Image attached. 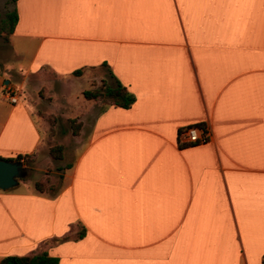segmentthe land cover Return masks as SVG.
<instances>
[{
  "label": "crops",
  "instance_id": "obj_1",
  "mask_svg": "<svg viewBox=\"0 0 264 264\" xmlns=\"http://www.w3.org/2000/svg\"><path fill=\"white\" fill-rule=\"evenodd\" d=\"M11 4L0 90L17 95V78L32 88L16 103L0 96V158L33 156L19 158L25 174L0 189V257L45 250L56 264H261L264 0ZM117 82L134 96L127 107L82 95ZM42 85L56 100L67 90L62 103H43ZM40 112L80 122L50 170L57 183L42 191L33 185L44 171ZM196 123L208 140L180 143L177 129Z\"/></svg>",
  "mask_w": 264,
  "mask_h": 264
},
{
  "label": "trees",
  "instance_id": "obj_2",
  "mask_svg": "<svg viewBox=\"0 0 264 264\" xmlns=\"http://www.w3.org/2000/svg\"><path fill=\"white\" fill-rule=\"evenodd\" d=\"M14 2L15 0H11ZM16 19V12L14 7L6 11L4 17L0 19V28L4 31L2 34L4 38L8 32L12 30L13 24ZM79 69H74L73 73H78ZM82 95L86 98H93L95 100H102L105 102H110L121 107H127L132 101L134 96L128 92L123 85L117 82L114 86H106L103 89H84L82 90ZM40 115L44 117L46 114L40 112ZM45 118V117H44ZM73 121V119H70ZM79 125V122H78ZM77 126V124H76ZM77 132V127L72 128V133ZM47 142V152L49 156L53 159H58L62 155V145L55 141L46 140ZM33 155L30 153L18 154L14 159H22L23 162L28 163L31 160ZM47 182V183H46ZM34 187L42 191L45 188H50L51 185L48 183L47 178L35 179L33 181ZM78 235H81V232H78ZM67 235L61 237H52L51 240H56L58 238H66ZM57 257L51 254H48L45 250H39L33 253L26 254H5L0 257V264H56ZM261 264H264V255L261 258Z\"/></svg>",
  "mask_w": 264,
  "mask_h": 264
},
{
  "label": "rangeland",
  "instance_id": "obj_3",
  "mask_svg": "<svg viewBox=\"0 0 264 264\" xmlns=\"http://www.w3.org/2000/svg\"><path fill=\"white\" fill-rule=\"evenodd\" d=\"M11 0H0V19L4 17V14L6 11H9V8L11 7ZM1 24V22H0ZM4 33L3 30H1L0 28V41H5L6 38H4V36L2 35ZM16 83L15 86L18 87V91H17V96L18 95H22L23 93L27 92L29 89L32 88V85L30 84H26L24 81L20 80V79H15ZM94 80V83H96V87L101 86V84L99 85V81L95 82V79H92V81ZM56 87V85H54ZM58 86V85H57ZM73 87V86H71ZM94 88V89H95ZM47 86L45 87V85L40 86V88H38L37 93L41 96L43 103H47V104H61L62 101H59L61 97L65 96V93H63L64 91L67 92V90H63L62 93H59V99H55V96L51 93L47 91ZM99 89V88H98ZM74 92V90L72 89L71 92ZM51 93V94H48ZM49 95V96H48ZM73 99V98H72ZM64 108V107H63ZM46 115L43 117L46 120V123L48 124V127L45 129V132L43 133V137H42V148L40 149V154H39V158H38V163L44 167V171L43 173L37 177V179H42V178H47L48 183L51 185L52 188V184H56L57 180H58V175H54V176H50V170L51 169H55L56 168V162L57 160H53L50 162H43L44 161V156L45 154H48L47 152V142L46 140L49 138L52 141H55L57 143H60L62 145V152L64 150V146L66 147L65 152H68L69 148L71 150V146H72V139H73V135L76 134L80 128V122L77 120V117H64L63 114H59V113H55V112H43ZM71 115V112H70ZM70 119H73V121H70ZM79 122V125H78ZM77 124V126H76ZM77 127V132L76 133H72V128ZM62 142V143H61ZM65 145H64V144ZM62 156V155H61ZM50 157V156H49ZM51 158V157H50ZM34 176V173L29 175V178ZM19 179V177L17 178ZM47 183V182H46ZM50 190V189H49Z\"/></svg>",
  "mask_w": 264,
  "mask_h": 264
},
{
  "label": "built area",
  "instance_id": "obj_4",
  "mask_svg": "<svg viewBox=\"0 0 264 264\" xmlns=\"http://www.w3.org/2000/svg\"><path fill=\"white\" fill-rule=\"evenodd\" d=\"M0 96L11 103L17 102V95L6 84H1ZM209 129L203 124H188L179 127L176 136L180 143H204L209 138Z\"/></svg>",
  "mask_w": 264,
  "mask_h": 264
},
{
  "label": "water",
  "instance_id": "obj_5",
  "mask_svg": "<svg viewBox=\"0 0 264 264\" xmlns=\"http://www.w3.org/2000/svg\"><path fill=\"white\" fill-rule=\"evenodd\" d=\"M26 170L19 160L0 158V189H6L16 184L17 178Z\"/></svg>",
  "mask_w": 264,
  "mask_h": 264
}]
</instances>
